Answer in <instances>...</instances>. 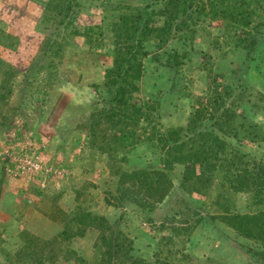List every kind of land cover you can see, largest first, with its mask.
<instances>
[{"label": "rangeland", "instance_id": "obj_1", "mask_svg": "<svg viewBox=\"0 0 264 264\" xmlns=\"http://www.w3.org/2000/svg\"><path fill=\"white\" fill-rule=\"evenodd\" d=\"M47 1L0 0V127L11 128L7 138L0 129V264H103V237L120 232L131 250L118 249L109 264H264V229L251 231L249 218H239L264 210L237 183L242 166L219 173L201 161L221 166L213 149L206 154L213 133L264 162V141L237 140L212 118L234 107L264 122L246 95L264 93V17L254 0L257 15L245 24L236 22L237 9L198 13L205 0H168L173 7L167 0H64L68 6L53 14ZM167 23L142 40L140 75L130 79L124 103L113 102L106 70L115 50ZM240 34L257 48L236 46ZM214 152L224 164L226 154ZM189 164L195 171L186 178ZM157 171L171 181L159 203L143 201L146 187H132L130 178L119 184L123 174L157 181ZM24 231L31 240L20 238Z\"/></svg>", "mask_w": 264, "mask_h": 264}, {"label": "trees", "instance_id": "obj_2", "mask_svg": "<svg viewBox=\"0 0 264 264\" xmlns=\"http://www.w3.org/2000/svg\"><path fill=\"white\" fill-rule=\"evenodd\" d=\"M170 1H177V0H170ZM258 1V3L256 2ZM254 3H256L257 6H254V9L257 10H262V17H264V7L259 3V0H254ZM166 5L169 7H173V3L169 2L168 0L166 1ZM67 3L64 0H48L46 3V10L45 12H49L53 14V12L58 11V10H64L67 7ZM206 8L209 10H218L219 12L224 11L228 15H231L229 12H233L234 10L237 9V16L236 22L239 23L240 20L242 19V24L247 23V17L252 16V15H257L255 10L251 9V6L249 5L248 0H205V2H202V5L198 7V4L196 6V11L198 13L206 11ZM246 11H249L248 14ZM61 12V11H60ZM165 12H168L167 8L162 11L163 14ZM171 14V12H168ZM175 15V12L173 13ZM260 15V14H259ZM258 15V17H259ZM235 16V15H233ZM261 17V18H262ZM118 18L121 19L122 21L126 20L127 18H131L129 14L125 13H120L118 15ZM169 19V18H167ZM71 21V20H70ZM68 22V24L70 23ZM65 22L64 24H66ZM168 23L161 29L157 28H149L146 27L141 34L142 38L140 40H137L136 43L134 44H125L119 47L118 49L115 50V54L113 56L112 60V67L108 68L106 70V87L111 93V99H113V102H117L118 104L124 103L126 97L123 96L124 93L130 91L129 88L132 86L130 84V79L132 76H139L141 72V65L139 64V59L137 56H145L147 53L143 51L142 49V40L146 38L147 35H150L152 32L159 31V34L163 31V29H167ZM249 34V33H247ZM163 36V35H160ZM163 38H160L161 40ZM257 41L252 37L251 39L249 38V35H242L240 34V38H238V41L236 42V46H244V47H251V48H257ZM135 64L137 66H135ZM136 67V68H135ZM210 72L212 70L210 69ZM115 87V93L113 92V89ZM136 89V87H133ZM114 95V96H113ZM247 95V102L251 103L252 106H254L258 111H260L262 114H264V93L260 91H256L255 93L250 92L246 93ZM112 101V100H111ZM218 106H221V103H217ZM144 107L137 108L135 107L134 109L137 110V113H141V110L144 111ZM113 112V111H112ZM146 117H148V114L144 113ZM108 120L112 119V114H107L106 115ZM114 116V114H113ZM214 119V125L217 126L219 130L222 132L226 133L228 136L234 137L237 140H241L242 138L247 140L248 142H260L264 141V122H256L254 120H250L247 118V116H244L242 114H239L237 110L234 109V107H227L222 110L218 116L215 117V115L212 116ZM96 127V124L92 126L94 129ZM100 135V134H99ZM98 136V135H97ZM99 137V136H98ZM100 141L104 142L103 134L101 133L100 136ZM212 141L213 143H210L209 147L206 146V154L210 150H212L211 155L217 158V160L221 163V166H216L214 168V165L210 166L206 164L203 160L202 164L205 168V170L208 171L207 167H212L213 169H216L219 171V173L223 172H228L231 169H233L236 164L241 165L240 167L243 171V176L242 179L237 182L240 184V188L246 190V192L251 193L254 201V204L257 206H260L264 204V162L261 160L260 162H252L249 159V155L239 153V149L236 146H232L228 144L227 142L223 141L220 139L217 135L214 136L213 133H211ZM96 138V137H95ZM210 138V135L208 139ZM165 141H168L164 138H162ZM215 142V143H214ZM206 145V144H205ZM213 147V148H212ZM171 148V146H169ZM167 149V152L170 155L172 154L171 149ZM214 148L219 149L221 152L226 154V162L223 164L220 159L218 158L217 154L214 152ZM241 152V151H240ZM174 159L176 161H182L184 160L183 157H179L174 155ZM197 159V158H196ZM189 160V158L187 159ZM190 161V160H189ZM225 166V167H224ZM194 166L193 164H189L185 166V173L184 177L188 178L191 175L194 174ZM159 180L153 181L151 178H149L148 174H143L141 176V173L138 174V176L135 175H130V174H123V176L120 177L119 184L124 185L126 184V181L124 180V177L130 180L132 183V187H140V186H145L147 189L143 192V197L141 198L143 201H148L147 203H159L161 202L165 195L167 194V191L169 190V187L171 186V181L168 178L167 174L164 173V171H157ZM225 176V174L223 175ZM138 177V178H134ZM208 178V177H207ZM209 179V178H208ZM254 180V185L253 188H250V183L249 180ZM246 181L244 184L243 182ZM1 183V182H0ZM130 187V186H129ZM125 192H128L125 191ZM151 198V199H150ZM150 200V201H149ZM145 203H138V206H143ZM241 220H244L246 218H249V226L250 230L254 232H262L264 229V210L260 211L258 215L248 217L247 215H242L239 216ZM260 218V221L258 222L257 219ZM101 219L104 220L102 217ZM101 229H100V228ZM99 229L101 230L100 235H106L105 232L102 229V224L99 225ZM27 231V230H26ZM122 236L115 237L116 235L113 234V239H111L110 236H104L103 237V242L105 243V240L107 241L106 247L102 250L101 249V260L103 261V264H109V262L112 259V256L118 253V249L122 254H125L129 249L131 250V244L132 241L129 240L128 236H124L122 232H120ZM33 237L31 232H23L21 233V239L23 240H31ZM98 246V244H97ZM25 251V250H23ZM129 259V258H128ZM132 260V259H131ZM133 261V260H132Z\"/></svg>", "mask_w": 264, "mask_h": 264}, {"label": "crops", "instance_id": "obj_3", "mask_svg": "<svg viewBox=\"0 0 264 264\" xmlns=\"http://www.w3.org/2000/svg\"><path fill=\"white\" fill-rule=\"evenodd\" d=\"M0 129H1V131L3 132L2 134H4L5 135V138H7V134H8V132L11 130V128H9V127H7V128H4V127H0ZM9 182V185H10V181H8ZM14 185V184H13ZM23 185H26V183H23ZM8 189H10V187L9 188H7V185H6V182L3 184V189H2V194H1V198L2 199H4L5 197H6V195H7V191H8ZM17 195V194H16ZM22 206L24 207V209L26 208V206H25V204H22ZM44 206V205H43ZM41 207V206H40ZM0 210H2L1 208H0ZM33 212V211H32ZM24 215L25 214H23V212L21 213L20 212V210L19 209H17V213L16 214H14V218H15V222L16 221H18V223H19V225H23L22 223H20V222H23V221H26V218L24 217ZM35 216V215H34ZM43 216V215H42ZM37 217H39V215L37 216ZM43 218H44V216H43ZM28 220L30 221L31 219L30 218H28ZM31 225V224H30ZM27 226V225H26ZM24 229H27L26 227L24 228ZM28 230V229H27ZM21 232V229H19V233ZM19 236H20V234H19ZM20 238H21V236H20Z\"/></svg>", "mask_w": 264, "mask_h": 264}, {"label": "built area", "instance_id": "obj_4", "mask_svg": "<svg viewBox=\"0 0 264 264\" xmlns=\"http://www.w3.org/2000/svg\"><path fill=\"white\" fill-rule=\"evenodd\" d=\"M26 158H27V157H26ZM21 160H22L25 164H28V163L30 162V159H28V158H27V160L25 161V157L22 158ZM31 163L36 164V165H39L38 162L33 161V160L31 161ZM20 167H21V166H20Z\"/></svg>", "mask_w": 264, "mask_h": 264}]
</instances>
